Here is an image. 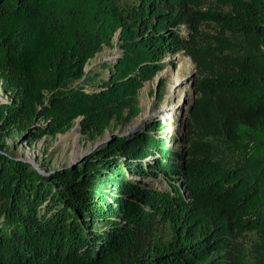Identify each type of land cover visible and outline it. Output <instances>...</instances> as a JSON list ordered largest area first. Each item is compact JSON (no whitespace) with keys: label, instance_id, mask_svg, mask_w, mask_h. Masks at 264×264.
<instances>
[{"label":"trees","instance_id":"16d2710c","mask_svg":"<svg viewBox=\"0 0 264 264\" xmlns=\"http://www.w3.org/2000/svg\"><path fill=\"white\" fill-rule=\"evenodd\" d=\"M120 31L108 78L72 86ZM179 54L196 67L180 147L154 117L47 174L0 152V264H249L250 233V264H264V0H0V74L17 100L0 118H44L31 141L79 118L101 131Z\"/></svg>","mask_w":264,"mask_h":264},{"label":"rangeland","instance_id":"374dc122","mask_svg":"<svg viewBox=\"0 0 264 264\" xmlns=\"http://www.w3.org/2000/svg\"><path fill=\"white\" fill-rule=\"evenodd\" d=\"M120 2L124 9H130L139 5L140 0H120ZM119 55V36L116 35L112 46H104L102 51L88 62L84 79L73 83L72 86L83 85L87 91H95L100 80L109 76V70H106L105 67L108 64H112ZM182 56L185 55L168 56L166 58L167 64L162 74L171 68H177L179 58ZM195 71L196 67L194 64V73ZM190 76L185 78V80L191 81ZM168 84L169 79L165 77L160 82L158 78H154L152 81L145 83L136 96L135 113L129 110L125 111L122 116L113 118L108 126L101 131L93 130L89 133H84L81 121L76 120L63 132L31 141L26 140L25 135H30L36 128L44 125L46 121L44 118H31L28 114L22 112L21 115L16 116V121H10V124L6 125L4 124L5 121L0 118V140L2 142L0 144V152L23 160L42 174H47L48 172L81 163L90 156L87 155L89 152H93L109 143L116 135L127 134L145 113L148 114V117L144 120V124H148L151 121L150 119L154 117L159 118L165 123L166 129L163 132L161 130L155 132L165 137L168 135L170 147L178 148L181 146L178 139L186 132V113L188 107L195 99V93L192 82H189L187 84V87L189 86L187 96L182 93L174 97L173 106L165 110L163 105ZM7 85L5 78L0 74V104H11L17 101L14 94L7 89ZM100 143L102 145L98 146ZM145 179L158 187L164 188L166 185L160 178L148 177ZM257 241L258 238L254 233H250L242 239L249 264L252 263L251 247Z\"/></svg>","mask_w":264,"mask_h":264},{"label":"bare ground","instance_id":"6f19581e","mask_svg":"<svg viewBox=\"0 0 264 264\" xmlns=\"http://www.w3.org/2000/svg\"><path fill=\"white\" fill-rule=\"evenodd\" d=\"M164 77L169 79L168 84V90L165 96V103L163 105L164 109L168 110L173 106V98L181 95L182 93L187 96V93L189 91L187 85L184 87H181L179 84L185 80V78H188L189 75H192L194 73V63L189 57L182 56L179 58V64L177 68H171L167 71H165ZM185 107V106H184ZM148 117V114L145 113L140 118L138 123H136L134 126H137L139 124H144V120Z\"/></svg>","mask_w":264,"mask_h":264},{"label":"water","instance_id":"95a60500","mask_svg":"<svg viewBox=\"0 0 264 264\" xmlns=\"http://www.w3.org/2000/svg\"><path fill=\"white\" fill-rule=\"evenodd\" d=\"M120 33H121V31L119 32V34H118V36H120ZM163 72V71H162ZM162 72H160L155 78H158V81L160 82V80L162 79V78H164V74H162ZM191 81L190 80H184V81H182L179 85L181 86V87H183L184 85H187V84H189V82H192V86H193V82H194V80H195V77H196V71H195V73L194 74H192L191 76ZM192 107H193V103L188 107V109H187V115H186V117L191 113V109H192ZM79 121H81L82 120V118H79L78 119ZM143 127H144V125H142V124H139V125H137V126H134L132 129H130V131H128V133L127 134H124V135H121V137H124V136H126V135H131V134H137V133H139L142 129H143ZM100 145H102L101 143L98 145V146H100ZM94 151H97V150H94ZM89 152L87 155H93L95 152Z\"/></svg>","mask_w":264,"mask_h":264}]
</instances>
